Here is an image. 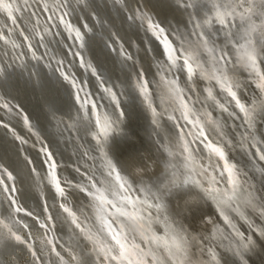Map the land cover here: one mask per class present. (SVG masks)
Returning <instances> with one entry per match:
<instances>
[{
    "label": "bare ground",
    "instance_id": "1",
    "mask_svg": "<svg viewBox=\"0 0 264 264\" xmlns=\"http://www.w3.org/2000/svg\"><path fill=\"white\" fill-rule=\"evenodd\" d=\"M73 1L69 0L68 3L73 4L69 5V8L83 37V41L80 40L79 43L81 53L115 92L123 107L122 121V118L115 117V112L110 109V103L99 98L104 114L117 121L114 129L120 131L114 130L109 135L103 150L107 153V160L115 165L121 176L127 178L135 190L134 195L144 198V193L140 191L144 188L154 202L153 193L160 197V202L165 206L164 210L160 213L151 210L154 217L159 215L161 221L154 223L155 231L163 234L164 221H167L188 237V257L185 264H264V160L259 158L264 154V108L258 110L254 128L249 129L242 118L243 114L234 107V103L229 104L230 98L214 81L205 80L198 77L199 75L189 81L185 72L179 68L169 71L168 62L162 57L161 45L140 25L141 21L145 22L149 18L156 19L165 29L168 39L179 48L181 41L195 40L192 36L193 23L189 13L194 12L199 19L202 15L201 9H206L207 3L188 9L181 6L180 0H120V2L78 0L76 5ZM19 3L20 0H16L18 7ZM81 15L84 16L89 31L81 25L79 20ZM3 23H6L5 19ZM7 30H12V27H8ZM7 30L3 33L8 36ZM61 37L60 40L68 48L69 38ZM114 38L126 51L125 56L116 52L118 46ZM43 40L54 56L58 52L66 55L67 51L62 48L57 36H52L51 33L43 34ZM108 42L110 46L107 45ZM216 43L218 48L221 47L223 37H219ZM3 44L0 40V51ZM226 50L232 57L229 72L242 85L238 92L241 101L245 104L255 102L260 105L264 101V93L256 88L246 69L237 63L232 46L228 45ZM9 56L10 54L6 62L1 64L3 66L0 73V96L16 102L25 111L35 137L43 140L52 154L56 153L53 161L58 167L60 164L63 165L59 170L56 169L57 177H61L59 176L61 172L62 175L72 178V180L68 178L67 183H61L66 193L61 201L77 213L81 225L95 232L99 227L94 222L96 212L91 198L81 191L80 187L94 191L91 188V181L96 182L97 187H105L111 178L107 175L105 156L103 153L102 157L100 155L101 146L89 138L92 127L88 122L75 117V106L68 94L67 85L54 73L49 75L48 69L38 61L25 60L20 63ZM161 58L164 60L160 61ZM200 59L205 62L206 68L211 67L207 53L201 52ZM74 67L72 68L75 74L85 83L89 92L97 91L92 77L84 74L85 68L77 65ZM260 67L264 71V60H261ZM137 73L148 81L151 103L156 109L155 115L144 105L143 97L131 86V78ZM171 79L177 80L184 90V98L190 100V106L202 120H207L204 113L211 114L214 123L205 122L206 135L214 144L223 146L229 163L235 165L238 171L241 191L239 199L231 209L222 210L215 201L207 198L195 186L172 188L170 192L164 187L169 185L173 170L176 172L177 182H183L190 175H194L207 186V176L211 174L216 176L219 188L228 187L226 177L219 175L222 168L218 166L223 162L214 156L209 160L205 145L190 134L196 130L183 119L178 102L169 97L165 81ZM208 88L212 89L215 100L208 98L206 91ZM216 101L225 104L228 112L221 110ZM0 110L5 115V118H0L9 121L25 139L24 143L15 140L8 129L0 125V168L7 169L15 178L6 181L11 182L15 188V193L9 191V194L14 196L16 203L11 202L14 205L13 209L0 196V234L8 237L0 242V264H10L9 258L11 264H17L19 260L16 256L17 251L23 252L20 258L28 256L24 245L14 242L8 234V229H11L24 239L25 235L20 231L22 224H27L30 232L34 231L39 235L40 229L28 213L38 215L40 219L46 221L49 232L45 231L54 240L52 249L55 246L56 251L64 252L69 264H75L72 260L73 254L81 258L80 264H91L92 258L95 264H101L94 257L90 258L91 254H88L90 245L85 243L86 240L79 229L56 204V189L50 182L46 159H42L41 153L31 147L33 137L21 127L14 112L7 113L1 107ZM233 112L234 116L229 115ZM168 116L181 118L179 122L184 121L181 123L182 127L184 126V139L187 141L189 139V146L200 164L207 167L211 163L209 173L198 175L200 169L197 167L195 173L189 174L183 167L181 155L183 149L180 146L182 135L179 136L175 132L174 124ZM80 142L83 143L79 145ZM84 143L89 148L90 162H87V157L78 153ZM170 152L175 155H170ZM25 154L30 160L25 159ZM74 162H80L86 167L89 175L92 173L91 177L87 170L78 167L79 170L86 172L89 179L80 174L76 176L72 170ZM170 164H175V169H170ZM0 174L5 177L2 169ZM59 179L60 182L63 181V176ZM77 179L80 181L77 182ZM249 198L252 205L246 206L244 201ZM44 206L48 208L50 219ZM17 208L27 213H19L16 211ZM10 209L16 212L17 217L11 216ZM225 215H228L229 220H225ZM246 242L248 246L245 248ZM32 248L36 253L37 264H54L56 255L53 250L44 257L39 254L38 243H34ZM26 260L25 264H32L29 258ZM167 264L172 262L168 261Z\"/></svg>",
    "mask_w": 264,
    "mask_h": 264
},
{
    "label": "snow or ice",
    "instance_id": "2",
    "mask_svg": "<svg viewBox=\"0 0 264 264\" xmlns=\"http://www.w3.org/2000/svg\"><path fill=\"white\" fill-rule=\"evenodd\" d=\"M27 0H25V3ZM181 6L194 9L198 5L207 3L206 9H201L202 15L199 19L196 18L194 12H190V19L193 23L192 36L194 41H181L179 48L174 46L165 34V29L159 24H155L148 19V30L160 41L163 46L164 54L167 60V69L179 68L186 72L187 79L191 81L194 76L199 75L201 78L214 81L216 86L228 97L229 104L234 103V107L243 114V119L249 129L254 128L259 109L264 108V101L260 105L252 102L245 104L241 101L238 92L241 88V83L233 74H230L229 67L232 64V57L228 55L227 47L231 45L236 56L237 63L240 64L252 77V82L255 84L261 93H264V71L261 70V60H264V0H180ZM47 10V9H45ZM0 11L7 14L11 19L12 24H17V18L14 12H19L20 8L16 4V0H0ZM67 15V13H65ZM64 21V17H60ZM219 27H216V26ZM69 31H75L77 38L83 41L82 35L78 29H73L70 24L65 25ZM215 29V30H214ZM207 33V34H206ZM23 34V33H21ZM223 37V45L217 47V39ZM27 40L28 37H25ZM42 39V37H41ZM0 40L5 43L9 42L6 37L0 34ZM14 47H18L13 42ZM81 46L83 44L81 43ZM31 47V45H29ZM207 53L211 60V67L206 68L205 62L200 59V53ZM129 59L131 57H128ZM95 74V69H92ZM2 73V69H0ZM65 79L69 77L65 76ZM74 87H78L75 81L69 80ZM167 91L169 97L178 102L179 110L183 119L192 126L196 131L190 133L200 139L208 150L209 160L214 156L223 164L218 167L222 168L219 172L221 177H226V184L228 187L219 188L218 180L215 175L209 174L207 176V186L196 179L194 175H190L183 182H177L176 172H171L172 178L169 185H164L170 192L172 188H179L182 186H195L199 188L203 194L217 203L218 207L231 209L233 204L239 199L241 191V183L238 171L235 165L230 164L223 146L214 144L209 140L205 132V122L214 123L210 113H204L207 117L204 121L200 115H197L193 107L190 106V100H186L184 90L180 87L176 79L166 80ZM136 89L140 96L143 97L153 115L156 114V109L152 106L150 93L148 88V81L142 76L136 82ZM104 91L111 97V99L119 107V100L111 88H105ZM207 96L215 100L211 88L206 89ZM79 96L77 100L79 101ZM87 103L92 104V108H96V104L92 101H86L81 107H86ZM217 106L228 112V107L225 104H220L216 101ZM4 107H8L7 104ZM10 110V109H9ZM234 116L235 113H229ZM123 116V112H120ZM175 119V117H170ZM25 124L30 128L27 116L24 117ZM117 121L111 120L107 115L103 118L99 114L96 116L95 125L97 131L94 134L97 143L101 145V152L105 156L106 166L108 169L107 175L111 181L105 187H97L96 182L91 181V188L80 187V190L85 192L91 198L93 207L96 212V220L98 222L97 231L93 232L91 229L82 227L79 222L77 213L66 204H61L71 223L79 229L84 239L90 245L88 254L101 262V264H167L168 261L172 264H185V259L188 257V237L180 231H177L167 221H164L165 230L163 234H158L155 231L154 223H160L159 215H153L155 210L160 213L164 210V204L160 202V197L152 194L155 197L149 198L148 192L141 188L140 191L144 193V198L134 195V189L126 177L121 176L119 171L110 160H107V153L103 150V145L107 143L109 135L114 131ZM202 138V139H201ZM16 139L24 143L19 136ZM181 153L183 157V167L189 174L195 173L197 167L200 169L198 175H205L209 173L212 167L211 163L205 167L200 164L189 146L187 140L181 136ZM49 157L50 163V182L54 185L57 193L61 197H65V188L61 186L60 179L57 177L55 168V161L51 159V153L47 149H42ZM174 156V153H169ZM264 160V154L259 157ZM170 169H175V164L169 165ZM7 179L14 180V176L7 169H4ZM4 181L0 178V184ZM5 190L8 186L5 185ZM15 191V188L12 189ZM15 203V201H13ZM246 206L252 205V200L249 198L244 201ZM16 211H21L17 208ZM223 214V211H222ZM31 215V213H28ZM50 219V217H49ZM225 220H229L228 215H225ZM44 226V225H42ZM7 227V225H5ZM25 227H27L25 225ZM10 238L19 244H27V242L16 232L8 229ZM8 237L0 234V242ZM51 243V241H49ZM32 255L35 256V250L31 245H27ZM247 242L244 244L246 248ZM55 255L62 261V264H68L59 251L52 249ZM215 258V257H214ZM39 259V257H37ZM72 260L75 264H80L81 258L73 254Z\"/></svg>",
    "mask_w": 264,
    "mask_h": 264
},
{
    "label": "water",
    "instance_id": "3",
    "mask_svg": "<svg viewBox=\"0 0 264 264\" xmlns=\"http://www.w3.org/2000/svg\"><path fill=\"white\" fill-rule=\"evenodd\" d=\"M77 1L78 0L73 1L74 5H76ZM113 1H115V0H113ZM117 1L120 2V0H117ZM68 2H69V0H27V2L25 3V0H20V3H19L20 11L14 12V15L17 18V24H15V25L12 24L11 19L7 17V14L5 12L0 11V18H1V20H0V34H2L4 37H6L9 41V42L5 43L4 40H1V41H3L4 44H3L2 50L0 51V69L3 66L1 64H3L4 61L6 62V59H7L9 54H10L9 57L12 60L15 59V60L19 61L20 63H22V61H25V60H33V61L40 62L41 65H43L45 68L48 69L49 75H50V73H54L55 76H57L60 81H62L63 83H65L67 85L68 94H69V96H70V98L73 101L74 106H75V109H74L75 117L79 118V119L81 118L82 120L88 122L91 125L90 127H92V128L89 131V134H90L89 138L90 139L92 138L97 143V140L94 137V134L97 131L96 125H95L96 116H97V114H99L100 117L103 118V116L106 115V114H104L105 112H104V109L100 103L99 98L104 99L105 101H108L110 103V105H109L110 109H112V111H114L116 114L115 117L122 118V121L124 118L122 116H120V112L121 111L123 112V107L121 106L120 100L118 99L117 96L116 97L119 100V107H117L116 103L104 91L105 88H111V87L103 80L102 77H100L98 75L97 72H95V74L93 73V71H92L93 68H92L91 64H89L87 62L88 60L86 59V57H84V54L81 53V47L79 45L80 39L77 38L76 32L75 31H69V29L65 27L66 24H70L73 29H78L76 22L73 18V14L71 12V9L69 8V5L71 6L73 4L68 3ZM45 9H47V10H45ZM65 13H67V15H65ZM61 16L64 17L63 22L60 19ZM83 17H84L83 15H81L79 17L81 25L83 26V28L86 29V31H89V28H87V26H86V20ZM92 17L93 16L91 15V18ZM4 19L6 20V23H3ZM151 20L153 23L159 24L156 21V19L152 18ZM140 25L142 26L144 31H146V33L149 32V34L153 35L151 33V31L148 30V19L145 22L141 21ZM8 27H10V28L12 27V30H10V31L7 30ZM6 30L8 31V36L3 33ZM21 33H23V34H21ZM50 33L52 34V36L53 35L57 36V38H59V40H60V38H62L61 36L69 38V47L68 48H67L66 44L64 42H62V40L59 41V43L62 44V48L67 51V53H65L66 54L65 56L59 52L57 54H55V56H54L53 53L50 52L49 47L45 44V41L43 40V34L49 35ZM59 33H60V35H59ZM79 33H80V30H79ZM25 37H28V39L26 40ZM41 37H42V39H41ZM153 37H154V39H156V37L154 35H153ZM114 39H115L116 45L118 46L116 52L125 56L126 51L123 50V47L118 42V40H116V38H114ZM156 41L161 45L160 41H158L157 39H156ZM13 42H15V44L19 45V46L14 47ZM109 43L110 42L107 43L108 46L111 45ZM29 45H31V47H29ZM161 48L163 50L162 45H161ZM162 52H163L162 57L166 58L165 54H164V50ZM164 58H163V60H164ZM163 60L161 58L160 61H163ZM74 65L75 66L77 65L83 69L84 68L86 69V70L84 69V74L86 76L92 77V82L95 85V88L97 89V91H95V92L92 91V93L89 92L85 83L81 79H79L78 76L75 74V72L72 68V67H74ZM185 74H186V72H185ZM65 76L69 77V79H65ZM196 76H198V75H196ZM160 77H162V75H160ZM198 77H200V76H198ZM139 78H141L140 73L133 75L131 78V86L135 89L136 92H138L136 89V82ZM69 80L75 81V84L78 85V87H74L73 84L69 82ZM98 93H100L101 95H99ZM77 96H79V98H80L79 101L77 100ZM86 101L94 102L96 104V108L93 109L91 103H87L86 107H81V105H84L86 103ZM5 104H7L8 107H4ZM144 105L147 106V104H145V103H144ZM0 107L3 108V110L6 111L7 113L8 112H10V113L14 112L15 113V114L14 113L13 114L18 118V121L20 122L21 127L28 134H30V136L33 137V139H34V140H32V142H30L33 145L31 147L35 148V150H37L41 153L42 159L43 158H44V160L46 159L45 160L46 168H47V171L50 173V163L51 162L49 161V157L47 156V154L44 151H42V149H47L48 152H50V151L48 150L46 143L41 139L38 140L37 137H35V134H34L32 128H29L25 124V121H24V117L26 116L25 111L16 102L10 100L9 98H3L1 96H0ZM4 116H5L4 113L0 110V117H4ZM171 117H175V116H171ZM168 118L171 119L170 116H168ZM111 120H113V119H111ZM171 120H172V123L174 124L175 132L179 136L182 135L184 137V129H183L184 126L182 127V124H181L182 122L184 123V121L182 120V122H179V120H181V118H177V117H175V119H171ZM0 125L5 127L6 129H8L12 138H14L15 140L20 141V140L16 139V137L19 136L23 139V141H25L24 137L19 132H17L14 129V127L10 124V122L7 121L6 119L4 120V119L0 118ZM114 130H115V132H120L118 129L117 130L114 129ZM186 138L188 139L187 136H186ZM188 141H189V139H188ZM81 143H83V142H80L79 145H81ZM97 145H100V144L97 143ZM158 145H159V143H158ZM82 146H81L82 148H79L80 152H78V153H80V155H83L84 157H87L89 160V161L87 160V162H90L91 158L88 157L89 148L86 145V143L82 144ZM160 147H162V146H160ZM99 151H100V155L102 157V152L100 149H99ZM55 156H56V153L55 154L51 153V159L52 160H53V157H55ZM25 159L30 160L28 155H26V154H25ZM55 164L57 165V168H55V172H56V169L59 170V167L61 168L63 166L60 164L58 167V164L57 163H55ZM77 167L80 169L86 168V167L82 166L80 162H74V166H72V170L75 172L76 176H77V174H80V175L84 176L85 179H89V176L92 173L89 175V171L87 169H85V170H87L88 175H89V176H87L85 171L79 170ZM0 169H2L4 172L3 168H0ZM57 172H59V171H57ZM4 175H5V177H7L6 174H4ZM59 176H61V177L63 176V181H61V183H67L68 178H70L72 180L71 176H68V175L65 176L64 174L62 175L61 172H60ZM5 177H2L0 174V178H2L4 181L3 184H0V194H1L0 196L2 197V199L6 200L14 209V205L12 203L15 199H14V196H10L9 193L10 192L15 193V191L12 190L13 189L12 183L11 182L8 183L9 181L7 182L6 181L7 178L5 179ZM61 177H59V178H61ZM79 181L80 180L77 179V182H79ZM5 185L8 186L7 191L5 190ZM56 195H57L56 204L61 209V211L64 212L63 209L60 207V205L63 204L62 201H63L64 197L59 196L57 191H56ZM16 202L18 205H20L18 203L19 201L16 200ZM9 204H7V205H9ZM14 204H16V203H14ZM44 209H45L46 214L48 216L49 212H48L47 206L46 207L44 206ZM19 213L26 214L27 212L21 210V211H19ZM10 214L13 218L17 217L16 212L12 211V209H10ZM64 214L66 217H68L67 213L64 212ZM30 217L36 221L37 228L40 229L39 235L34 233V231L30 232L31 229L28 228L27 224H22V226H21L22 231H20V232H23L25 235L24 240L27 242V244H22V245H24L23 248L29 257V262L32 264H37V262H35V256L32 255V252L29 250V247L27 245H31V247H33L34 243H38L39 254L41 256L45 257V256H47V255H45L46 253L49 254V252H50V254H51V252H52L51 246H52V242L54 240L51 237H49V234H48L49 229L46 227V223H45L46 221H44L42 218H41L42 219L41 220L38 215L31 214ZM94 222L96 223V225L98 224L96 220ZM25 225L27 227H25ZM42 225H44V226H42ZM88 225L91 226L90 224H88ZM45 230H48V232ZM49 241H51V243H49ZM85 243L88 244L87 241ZM63 253L64 252H61V255L64 257V260L67 261L65 259V255ZM92 257H94V256L90 255V258H92ZM49 258H50V255H49ZM53 262H54V264H62V261L57 256H55V260ZM90 263L95 264L93 258L90 260Z\"/></svg>",
    "mask_w": 264,
    "mask_h": 264
},
{
    "label": "rangeland",
    "instance_id": "4",
    "mask_svg": "<svg viewBox=\"0 0 264 264\" xmlns=\"http://www.w3.org/2000/svg\"><path fill=\"white\" fill-rule=\"evenodd\" d=\"M84 196H85V195H84ZM82 227H85V226L82 225ZM85 228L88 229L87 227H85ZM18 253H19V254H18ZM16 254H17V255H16V256H17V260L19 259V260L16 262L17 264H25L26 261H27L26 259L29 258L28 256H26L25 258H20L21 255L23 254V252H21V251H17ZM10 257H12V255H10ZM13 258H15V256H14ZM15 259H16V258H15ZM9 260H10V264H11V258H9ZM22 262H24V263H22Z\"/></svg>",
    "mask_w": 264,
    "mask_h": 264
}]
</instances>
